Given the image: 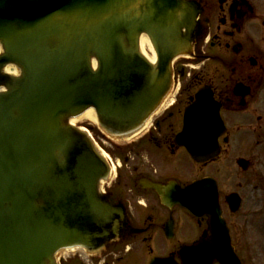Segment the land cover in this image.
<instances>
[{"label": "water", "instance_id": "obj_1", "mask_svg": "<svg viewBox=\"0 0 264 264\" xmlns=\"http://www.w3.org/2000/svg\"><path fill=\"white\" fill-rule=\"evenodd\" d=\"M194 9L184 0H0V264H58L64 248L95 250L117 237L123 210L100 191L109 164L69 121L93 110L111 138L137 133L173 86L172 63L193 38ZM143 34L156 62L141 51ZM9 64L19 76L5 73ZM196 105L204 115L187 117V127L212 139L191 152L208 159L224 124L212 99ZM197 200L221 244L185 247L183 264H241L216 191L207 185ZM229 200L235 212L238 195Z\"/></svg>", "mask_w": 264, "mask_h": 264}, {"label": "flooded vegetation", "instance_id": "obj_2", "mask_svg": "<svg viewBox=\"0 0 264 264\" xmlns=\"http://www.w3.org/2000/svg\"><path fill=\"white\" fill-rule=\"evenodd\" d=\"M198 1L207 32L196 45L195 58L179 59L175 65L184 72L180 94L136 140L114 147L123 161L106 193L127 208V222L138 232L107 247L93 264H150L155 257L180 263V250L197 243L209 221L179 203L187 187L216 179L222 207L227 195L244 193L245 186L251 190V164L257 159L251 145L264 149V0ZM203 88L221 104L227 134L219 139L216 159L197 162L176 138L187 106ZM240 158L248 161V170L238 166ZM230 228L233 243L239 245L238 226Z\"/></svg>", "mask_w": 264, "mask_h": 264}, {"label": "rangeland", "instance_id": "obj_3", "mask_svg": "<svg viewBox=\"0 0 264 264\" xmlns=\"http://www.w3.org/2000/svg\"><path fill=\"white\" fill-rule=\"evenodd\" d=\"M10 70L14 71L16 69L11 67ZM83 119L85 123H82V125L96 126V118L85 117ZM97 135L102 138H98L101 142L104 141L105 143L107 141L104 140L100 132ZM248 139L246 138L245 141H248ZM109 143H105V146L109 147ZM109 149L112 150V146ZM254 149L255 152H253ZM251 152L257 158L255 167L251 169V190L245 186L243 208L238 216H234L230 221L233 225H237L242 233L237 232L239 234L237 237L239 240L237 251L243 258L244 264H264V149L255 148L251 145ZM235 165H233V168H237ZM234 175L231 180L233 183L236 181ZM261 178H263V181H261ZM237 182L243 183V179H237Z\"/></svg>", "mask_w": 264, "mask_h": 264}, {"label": "bare ground", "instance_id": "obj_4", "mask_svg": "<svg viewBox=\"0 0 264 264\" xmlns=\"http://www.w3.org/2000/svg\"><path fill=\"white\" fill-rule=\"evenodd\" d=\"M141 45L143 46V48L145 47L148 51L151 52L152 56H151L150 58H151V60H152L153 62H155V59H156L155 51H153V48H152V46H151V42H150V40H149L148 35H143V36H142V39H141ZM146 46H147V47H146ZM193 50H194V46H193V45H190L189 47H185L184 52H185V53H189L191 56H193V54H194ZM88 116H89L90 118H93V119L95 118V115H94V113H93L92 110H90V111L88 112Z\"/></svg>", "mask_w": 264, "mask_h": 264}]
</instances>
